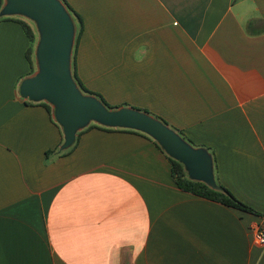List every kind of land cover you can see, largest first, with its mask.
I'll return each instance as SVG.
<instances>
[{"label": "crops", "instance_id": "obj_1", "mask_svg": "<svg viewBox=\"0 0 264 264\" xmlns=\"http://www.w3.org/2000/svg\"><path fill=\"white\" fill-rule=\"evenodd\" d=\"M65 1L83 86L164 121L206 159L189 180L264 214V0ZM17 20L0 0V264H264V219L180 190L145 132L87 126L68 150L56 106L21 92L41 41Z\"/></svg>", "mask_w": 264, "mask_h": 264}, {"label": "water", "instance_id": "obj_2", "mask_svg": "<svg viewBox=\"0 0 264 264\" xmlns=\"http://www.w3.org/2000/svg\"><path fill=\"white\" fill-rule=\"evenodd\" d=\"M9 10L25 13L41 26L44 36L39 54L41 73L33 81L23 84L21 92L31 100L45 98L56 106V116L63 127L67 145L74 141L80 127L89 119H96L151 135L180 163L189 166L206 164L201 154L191 151L157 120L130 110L110 112L94 99L78 92L67 75V53L73 22L54 0H9Z\"/></svg>", "mask_w": 264, "mask_h": 264}, {"label": "trees", "instance_id": "obj_3", "mask_svg": "<svg viewBox=\"0 0 264 264\" xmlns=\"http://www.w3.org/2000/svg\"><path fill=\"white\" fill-rule=\"evenodd\" d=\"M59 1L63 5L64 9L66 10L68 15L70 16V18H71V20L75 26V38H74L73 58H72V66H71V68H72V80L74 81L75 85L77 86V88L80 92H82L85 95L94 97L96 100L100 101L101 104L108 110L115 109V108L110 107L99 94H96V93L91 92L88 89H86L83 86V84L81 83V81L79 80V78L77 76V72H76L75 55H76V49H77L82 31H83L82 19L80 18V16L78 14H76L74 12V10L67 4V2L65 0H59ZM17 23H19L22 26L26 36L28 37L29 42L33 43L34 35L32 33L31 28L23 21L17 20ZM30 54H31V48L28 49L27 54H26L27 60L29 62H30ZM44 106L49 112V108L46 105H44ZM161 122L164 125H166V123L164 121L161 120ZM93 128H99V129H103V130H111V129H106V128L100 127L98 125H91L86 130L93 129ZM79 135H80V133L78 134V136ZM180 136L183 139H185L181 134H180ZM186 141H188V140H186ZM74 146H75V143L70 145L68 150H71ZM166 157H167L168 162H169L170 167H171L172 178L180 190L187 192V193H190V194H193V195H196L198 197L219 203L221 205L237 209V210L242 211L244 213H248V214H251V215H254V216H257V217L264 219V214L258 213L255 210H253L252 208L243 204L238 199H236L226 189L220 187L219 190H214V189L208 188L207 186H205L202 183L193 182V181L189 180L184 173L183 165L176 159L169 158L168 156H166Z\"/></svg>", "mask_w": 264, "mask_h": 264}, {"label": "rangeland", "instance_id": "obj_4", "mask_svg": "<svg viewBox=\"0 0 264 264\" xmlns=\"http://www.w3.org/2000/svg\"><path fill=\"white\" fill-rule=\"evenodd\" d=\"M58 5H60L61 9L63 10V12L67 15V17L69 18V20L72 22L70 16L68 15V13L66 12V10L64 9L63 5L61 4V2L59 0H54ZM21 14V16H23L25 18V21L26 23L31 27V29L33 30V32L35 33V36L36 37H40V41L42 42L43 41V32H42V29H41V26L39 24V22L32 18L31 16L25 14V13H19ZM74 38H75V26L74 24L72 23V33H71V41H70V45H69V48H68V53H67V75H68V78L70 80V82L72 83V85L78 90L77 86L75 85L74 81L72 80V58H73V46H74ZM78 92L86 97V98H92L94 99L100 106H103L101 104L100 101L96 100L95 98H93L92 96H88V95H85L83 94L82 92H80L78 90ZM110 112H115V111H118V110H109ZM120 111V110H119ZM91 125H98V126H101L103 128H106V129H114L116 128L115 126L113 125H108V124H105L99 120H96V119H89L82 127H80L78 129L81 130L87 126H91ZM62 127V126H61ZM163 127H165L167 130H169L166 126L163 125ZM62 130H63V127H62ZM170 131V130H169ZM175 135L178 136V134L176 133H173ZM151 136V135H150ZM154 138V137H152ZM154 140L161 146L160 142L158 140H156L154 138ZM163 148V147H162ZM164 152L166 153V155L169 157V158H172V159H175L174 156H172L171 154L167 153L166 150L163 148Z\"/></svg>", "mask_w": 264, "mask_h": 264}, {"label": "built area", "instance_id": "obj_5", "mask_svg": "<svg viewBox=\"0 0 264 264\" xmlns=\"http://www.w3.org/2000/svg\"><path fill=\"white\" fill-rule=\"evenodd\" d=\"M253 244L257 247H264V232L256 230L254 233Z\"/></svg>", "mask_w": 264, "mask_h": 264}]
</instances>
